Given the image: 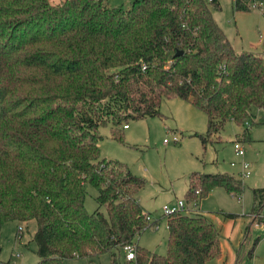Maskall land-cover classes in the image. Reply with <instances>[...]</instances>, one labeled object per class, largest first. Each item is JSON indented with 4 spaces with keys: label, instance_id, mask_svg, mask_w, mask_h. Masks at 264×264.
Wrapping results in <instances>:
<instances>
[{
    "label": "trees",
    "instance_id": "16d2710c",
    "mask_svg": "<svg viewBox=\"0 0 264 264\" xmlns=\"http://www.w3.org/2000/svg\"><path fill=\"white\" fill-rule=\"evenodd\" d=\"M231 1L234 11L264 5ZM128 4L0 0V226L35 221L34 264L106 253L110 264H204L221 253L219 227L200 210L164 216V254L135 241L158 219L136 196L142 177L99 156L97 127L109 123L121 138L126 119L159 115L163 98L181 97L206 116L205 133H195L205 148L226 120L240 126L252 119L250 106L264 109V51L231 47L211 16L217 0ZM88 183L97 191L89 212ZM216 186L238 195L243 182L192 171L185 199L197 204ZM252 201L250 223L264 221V186L252 188Z\"/></svg>",
    "mask_w": 264,
    "mask_h": 264
},
{
    "label": "rangeland",
    "instance_id": "374dc122",
    "mask_svg": "<svg viewBox=\"0 0 264 264\" xmlns=\"http://www.w3.org/2000/svg\"><path fill=\"white\" fill-rule=\"evenodd\" d=\"M52 1V0H51ZM218 7L210 6L211 16L238 52L264 51V5L252 7L248 11L232 8L231 0H217ZM107 5H129V0H106ZM159 115L126 119L127 127L118 125L121 138L112 136L109 123L99 125L102 138L97 142L99 156L114 158L126 164L132 174L143 179V185L136 196L150 213L158 219V225L147 227L137 234L135 241L147 250L164 254L166 252V219L161 214V206L168 200L184 197L189 174L197 172H228L239 177V166L230 161L239 160L233 149V141L243 147V159L248 162L250 173L242 177L243 189L238 195L226 192L216 186L198 203L196 210L213 211L212 219L219 227L220 254L204 264H264V221L259 226L250 223L252 188L264 186V109L250 106L252 113L247 123L235 124L226 120L217 133L207 138L205 148L195 135L205 133L206 116L197 106L181 97L163 98ZM247 136L243 138L242 130ZM176 136V141L172 140ZM167 138V142L163 139ZM83 206L87 212L97 205L95 188L89 183L84 186ZM186 200V199H185ZM200 204V206H199ZM100 210L104 213L105 207ZM221 212L234 213L233 218L223 217ZM259 214L264 215V206ZM260 216V215H259ZM225 218V219H222ZM21 227L19 229L18 227ZM36 227L33 219L26 223L8 220L0 226V264H34L38 256L31 238ZM67 264H110L108 254L94 256L90 260L75 258Z\"/></svg>",
    "mask_w": 264,
    "mask_h": 264
},
{
    "label": "built area",
    "instance_id": "2783aa9c",
    "mask_svg": "<svg viewBox=\"0 0 264 264\" xmlns=\"http://www.w3.org/2000/svg\"><path fill=\"white\" fill-rule=\"evenodd\" d=\"M127 124H122V127H126ZM172 140L176 141V136H173ZM167 138L163 139V142H166ZM233 149H234V153L235 155H237L239 157V160L237 162L235 161H230L231 165L237 164L239 166V177L240 179H242L243 176H247L250 171L248 170V162L246 160L243 159V147H242V143H240L239 141H233ZM197 192V190H196ZM196 210V206L194 203L190 204L188 203L184 197L181 198H175L172 201H166V203H164L161 206V214L163 216H166L168 214L171 213H176V212H181V211H195ZM147 219H149V216H146ZM254 226H259L258 223H253ZM157 226V225H155ZM20 228V226L18 227ZM134 245L133 244H125L122 246V249L124 251L125 257L126 258H133L134 257V250H133Z\"/></svg>",
    "mask_w": 264,
    "mask_h": 264
},
{
    "label": "crops",
    "instance_id": "0c3cea01",
    "mask_svg": "<svg viewBox=\"0 0 264 264\" xmlns=\"http://www.w3.org/2000/svg\"><path fill=\"white\" fill-rule=\"evenodd\" d=\"M127 127V126H126ZM126 127H124V129L126 128ZM167 142V141H166ZM238 161V160H237ZM235 165V164H234ZM174 200V199H173ZM168 201H172V200H168ZM199 206H200V204H199ZM201 212H203L207 217H209L211 220H213L212 218V213H213V211L211 212V211H203V210H200ZM222 219H225V218H222ZM260 224V223H259ZM157 225H158V223H157ZM19 229H21V227L19 228ZM219 241H220V239H219Z\"/></svg>",
    "mask_w": 264,
    "mask_h": 264
},
{
    "label": "water",
    "instance_id": "95a60500",
    "mask_svg": "<svg viewBox=\"0 0 264 264\" xmlns=\"http://www.w3.org/2000/svg\"><path fill=\"white\" fill-rule=\"evenodd\" d=\"M179 52H180V50H179Z\"/></svg>",
    "mask_w": 264,
    "mask_h": 264
}]
</instances>
